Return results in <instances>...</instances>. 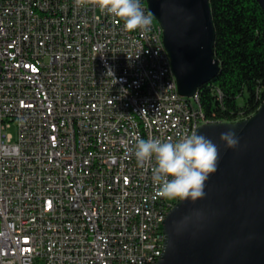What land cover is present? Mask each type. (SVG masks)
<instances>
[{"label":"built area","instance_id":"built-area-1","mask_svg":"<svg viewBox=\"0 0 264 264\" xmlns=\"http://www.w3.org/2000/svg\"><path fill=\"white\" fill-rule=\"evenodd\" d=\"M0 57V264H156L178 197L135 142L214 122L168 77L162 31L104 0H0Z\"/></svg>","mask_w":264,"mask_h":264},{"label":"water","instance_id":"water-1","mask_svg":"<svg viewBox=\"0 0 264 264\" xmlns=\"http://www.w3.org/2000/svg\"><path fill=\"white\" fill-rule=\"evenodd\" d=\"M264 13V0H257ZM182 96L213 77L214 27L208 0H146ZM233 129L235 147L220 133ZM218 146L217 166L203 195L180 197L163 220L165 241L156 264H264V99L250 116L200 124Z\"/></svg>","mask_w":264,"mask_h":264},{"label":"trees","instance_id":"trees-1","mask_svg":"<svg viewBox=\"0 0 264 264\" xmlns=\"http://www.w3.org/2000/svg\"><path fill=\"white\" fill-rule=\"evenodd\" d=\"M217 73L196 90L204 116L237 121L264 99V13L257 0H208Z\"/></svg>","mask_w":264,"mask_h":264},{"label":"clouds","instance_id":"clouds-1","mask_svg":"<svg viewBox=\"0 0 264 264\" xmlns=\"http://www.w3.org/2000/svg\"><path fill=\"white\" fill-rule=\"evenodd\" d=\"M104 6L125 20L128 29L146 28L151 12L145 11L141 0H104ZM226 147H235L239 136L233 129L220 133ZM134 156L139 164L153 161L152 177L159 191L168 197L203 195L204 183L217 166L218 146L203 132L185 134L179 139L139 138Z\"/></svg>","mask_w":264,"mask_h":264},{"label":"bare ground","instance_id":"bare-ground-1","mask_svg":"<svg viewBox=\"0 0 264 264\" xmlns=\"http://www.w3.org/2000/svg\"><path fill=\"white\" fill-rule=\"evenodd\" d=\"M141 4L144 6V9L146 11H149L148 5L146 0H141ZM151 23L154 25V31H162L161 26L158 24V22L155 20V18L151 14ZM129 33H136V29H129ZM0 68H1V57H0ZM167 68H168V77H174L172 70H171V63L170 61H167ZM196 100H198V96L196 93ZM215 122V121H214ZM209 123V122H208ZM198 127V126H197ZM196 130H194L195 132ZM142 135H149V128H142ZM175 198V203L179 199ZM172 208V206H165L163 210V214H160V223H163V220L168 213V211ZM163 251H159V258L161 257Z\"/></svg>","mask_w":264,"mask_h":264}]
</instances>
